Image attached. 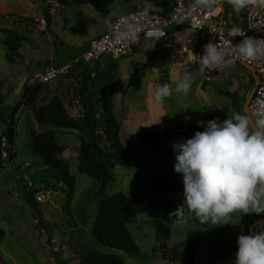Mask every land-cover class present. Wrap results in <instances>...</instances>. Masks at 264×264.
<instances>
[{
	"label": "rangeland",
	"instance_id": "1",
	"mask_svg": "<svg viewBox=\"0 0 264 264\" xmlns=\"http://www.w3.org/2000/svg\"><path fill=\"white\" fill-rule=\"evenodd\" d=\"M158 1H117L110 12L115 13L120 7L128 8L126 12H135L152 8ZM226 2L225 19L229 22L230 16L241 19L244 13H235L229 0ZM47 4L52 16V24L48 28L39 24L45 7L43 0H0V137L7 133L9 123H15L16 154L10 169L7 170V163H4L0 173V230L5 234L0 239V264H79L91 250L116 254L126 264H234L238 237L243 234V230L244 235H248L252 223L264 214L234 213L228 224L200 223L184 206L183 184H171L172 179L167 177L169 174L173 180H182L181 174L174 171L175 158L168 151L173 148V136H170L173 132H167L171 126L175 128L178 125L193 124L191 122L206 114L216 117L220 114H233L234 109L238 112L232 99L219 94L218 90L236 94L243 108L254 85L252 74L236 62L204 74L198 73V66L175 69L170 65L158 73L155 68L144 67L146 56L159 51L150 42H143L132 52L112 60L114 67L109 71L113 76L111 105L120 126V139L132 160L116 165L113 170L114 182L107 187L105 196L110 198L123 194L131 199L123 209V214L140 255L127 256L120 250L94 243L90 234L96 213L98 184L77 170L80 142L86 140V132L54 130L55 142L60 149L57 159L61 163H69L70 175L75 181L71 199L60 190L61 184L56 185L43 172L40 159L31 152V133L42 137L53 129L39 126L31 111L22 105L25 88H32L28 79L40 72L50 59H53L52 66L58 67L81 57L89 39L102 33L105 21L90 5L69 2L61 8L50 0H47ZM129 8L133 10L128 11ZM40 26L44 29L41 30ZM2 30L14 31L22 37L23 40H19L21 49L17 52L19 56L12 57L8 53L3 45L5 34ZM175 32V27L169 29L168 42ZM110 61L109 57H103L100 61L82 65L102 71L109 70ZM185 70L192 72L195 78L190 94L184 96L173 92L162 104L165 119L153 120L147 117L145 111L148 106H153L152 96L148 92L154 93L155 88L163 84H169L175 89ZM78 73L80 71H71L44 85L34 106H44L52 97H58L70 117H81L82 112L76 99V88L81 82L77 79ZM203 82L204 91L200 88ZM149 84L153 86L151 90L147 89ZM98 91L100 100L102 94ZM143 96L147 99L144 100ZM87 117L92 126L90 109ZM142 130L155 135L164 134V137L144 142L140 137ZM179 130L183 128L179 127ZM186 132L191 136L195 134ZM22 170L31 184V192L44 194L43 203H34L33 198L29 197L32 193L25 195L23 192ZM149 183L156 185L148 187ZM165 185H175L176 189L157 194L156 190ZM62 188L66 190L64 186ZM137 192L136 196L134 193ZM173 192H177L179 202L171 195ZM170 206L173 208L170 209ZM165 212L169 216L170 212L175 214L170 216L172 225L166 247L172 250L183 243H192L196 246L194 260L190 255L191 247L180 249L185 254L184 261L170 262L162 258L155 236V221L163 220ZM261 229H264V225L260 223L255 226L254 232Z\"/></svg>",
	"mask_w": 264,
	"mask_h": 264
},
{
	"label": "trees",
	"instance_id": "2",
	"mask_svg": "<svg viewBox=\"0 0 264 264\" xmlns=\"http://www.w3.org/2000/svg\"><path fill=\"white\" fill-rule=\"evenodd\" d=\"M55 2L61 8L67 6L69 2H74L77 5H90L96 12L102 16H108L113 4L117 1L123 3H131L135 0H50ZM227 0L224 1V6L227 4ZM175 0H164L156 3L153 9L162 10L164 14H169L172 4ZM42 19L45 20V27H49L52 24V16L48 9L47 0H43ZM246 10L242 11L243 13ZM1 20V18H0ZM27 21H30L27 19ZM31 22V21H30ZM5 34L3 45L7 49L8 53L12 57H17V52L21 49L20 41L23 40L17 33L11 30H2ZM10 38V39H8ZM157 57V52H151L147 55L146 61L148 64L153 62ZM109 70L104 69L97 71V69H89V66H75L72 71L79 72L78 78L81 82L76 88V99L81 109L82 116L79 118L70 117L66 109L63 106L62 101L58 97H52L49 102L44 106H34V102L44 89V85L38 84L32 86V88H25V93L22 96V105L27 107L36 123L39 126L50 127L51 131L45 133L42 137H37L31 133V152L36 158H39L43 166V172L55 182L56 185L61 184L60 190L67 194L68 198L74 194L75 181L70 175L69 163H61L57 159L60 153L59 146L55 142V131H79L86 132V140L80 142V152L78 156L77 170L80 174L94 179L98 184L97 191V203L95 218L91 224V237L94 243L114 250H120L130 257H137L140 255V251L136 243L134 242L131 234L126 227L125 216L123 209L131 202L130 198H127L123 194L112 196L107 198L105 192L109 184L114 182L113 170L116 165L122 162H129L132 160V156L126 149L125 145L120 139V126L115 119L111 105V84L113 76L109 72L114 64L113 59H110ZM214 70H211L213 72ZM94 75V76H93ZM201 90H205V83L201 84ZM80 89V93H79ZM98 89L102 94L100 100L90 106L91 112V124L87 117V96L90 90ZM218 93L232 99L235 108L241 113L242 106L240 105L241 99L234 93L228 91L218 90ZM97 107L99 113L97 114ZM231 114H227L223 117L227 119ZM215 119L212 114H206L200 125L188 124L180 128H184L188 132H202L204 131L203 125L209 120ZM15 123H9L7 133L3 136L8 141V159L7 163L12 164L15 160ZM174 132L173 129L168 133ZM141 140L146 142L155 138L150 132L142 130L140 132ZM164 137V136H163ZM161 137V138H163ZM4 160L0 155V173L4 169ZM156 184L149 183L148 187H153ZM62 186L66 188L63 189ZM176 189L175 185H165L160 187V190H156V193L160 192H172ZM136 196L137 193H134ZM32 199V196H29ZM34 202V200L32 199ZM35 203V202H34ZM37 204V203H36ZM172 225L171 217L168 212L163 215V220L155 221V236L156 241L159 243L158 248L161 251L163 259H167L170 262L184 261L185 254H182L180 249L191 247V257L194 260L196 256V246L192 243H183L177 249H168L166 242L170 236V227ZM249 234V233H248ZM4 232L0 230V239L4 237ZM79 264H126L121 257L116 254H103L99 251L91 250L82 258Z\"/></svg>",
	"mask_w": 264,
	"mask_h": 264
},
{
	"label": "clouds",
	"instance_id": "3",
	"mask_svg": "<svg viewBox=\"0 0 264 264\" xmlns=\"http://www.w3.org/2000/svg\"><path fill=\"white\" fill-rule=\"evenodd\" d=\"M229 3L237 14L249 8H264V0H229ZM191 6L214 14L222 9V0H191ZM142 30L140 24L121 18L114 38L135 41ZM228 35L245 37L234 46L239 59L254 61L264 57V39L247 37L238 27H233ZM230 56L216 43H207L199 55L198 73L232 65ZM194 79L192 72L185 70L175 89L169 84L157 86L154 104L162 105L173 92L188 96ZM203 127L204 131L172 146L174 171L182 176L184 206L200 223L214 225L228 224L234 213L264 214V108L258 109L254 117L247 111L237 112L223 121L209 120ZM237 247L234 264H264V229L241 234Z\"/></svg>",
	"mask_w": 264,
	"mask_h": 264
},
{
	"label": "built area",
	"instance_id": "4",
	"mask_svg": "<svg viewBox=\"0 0 264 264\" xmlns=\"http://www.w3.org/2000/svg\"><path fill=\"white\" fill-rule=\"evenodd\" d=\"M222 5V9L210 14L207 10L191 6V0H175L169 14H164L162 10L153 8L124 13L105 22L106 31L88 41L81 57L59 67L47 65L40 72L35 73L33 78L28 79V82L31 86L49 84L68 75L75 66H80L83 63L91 64L100 61L103 57L121 58L143 42H150L159 51L166 45L173 46V52L166 65L173 68L199 67V55L203 52V46L212 42L216 43L221 50L230 52L232 60H237L253 68L257 74L259 83L248 107L249 114L254 117L258 109L264 108V57L254 61L239 59L234 46L238 45L245 37H230L228 33L233 27H238L247 37L264 39V8L246 9L239 24H234L225 19L224 2ZM121 18H128L142 26L143 30L138 34L137 40L117 41L114 38L115 32L119 30ZM39 24L44 26L45 20L41 18ZM171 27H175L176 32L173 34V41L168 42ZM149 32L153 35L148 36ZM7 150L8 141L5 136H1L0 155L5 163L8 159ZM10 167L11 164L7 163V170ZM22 183L25 195L31 194L32 187L24 170H22ZM32 198L37 204H41L45 200L44 194L41 192L32 193Z\"/></svg>",
	"mask_w": 264,
	"mask_h": 264
},
{
	"label": "crops",
	"instance_id": "5",
	"mask_svg": "<svg viewBox=\"0 0 264 264\" xmlns=\"http://www.w3.org/2000/svg\"><path fill=\"white\" fill-rule=\"evenodd\" d=\"M161 1V0H160ZM160 1H158V2H160ZM158 2H155L154 4H153V6H152V8H154V5L156 4V3H158ZM128 9V8H127ZM127 9L126 8H124V7H120L119 9H117L116 11H115V13L114 12H110L109 13V15L108 16H102L103 18H105V21H104V23H103V25H104V27H103V29H102V33H100V34H98V35H96V36H94L93 38H95V37H97V36H99V35H101V34H103L105 31H106V29H107V27H106V25H105V22L107 21V20H109V19H112V18H115V17H118V16H114L116 13H121L120 15H122V14H124V13H127L126 11H127ZM130 10H133L132 8H129V10L128 11H130ZM50 13H51V11H50ZM119 15V16H120ZM231 17V21L234 23V24H239V21L241 20V19H238V18H236V19H234L232 16H230ZM41 19V18H40ZM37 21V20H36ZM92 39V38H91ZM90 40V39H89ZM171 41H173V38H170V42ZM85 48V47H84ZM135 48H133V50H134ZM160 51H157V54L159 53ZM56 55V54H55ZM147 57V56H146ZM51 62H53V59H50L48 62H47V64L45 65V66H47V65H51L52 66V64H51ZM145 64H147V63H145ZM64 65V64H63ZM45 66H43L42 67V69L45 67ZM61 66H62V64H61ZM59 67V66H58ZM145 67V66H144ZM147 67H149V64H148V66ZM176 69V68H175ZM77 79H79V78H77ZM25 80H26V78H25ZM81 80V79H80ZM153 88V86H152V84H149L148 85V88L147 89H152ZM99 91L98 90H90V92L88 93V96H87V107H88V109H90V106L91 105H93V104H95L98 100H99V93H98ZM151 96H152V98H151V103L153 104V106H148V110H147V112L145 111V114L147 115V117H149L150 119H158V120H162V119H165V109H164V107H163V105H159V106H157V105H155L154 104V102H153V91H150V92H148ZM146 94H147V92H146ZM143 98H144V100L145 99H147L145 96H143ZM150 103V102H149ZM234 113H237L236 111H235V109H234ZM228 114H231L232 115V113H228ZM225 115H227V114H220L219 116H214V118L215 119H219L220 121H222V119H223V117L225 116ZM202 117L201 118H197L196 120H194V122H191V123H193L192 125H199L200 123H201V121H202ZM160 122V121H159ZM188 124H185V125H178L177 127H175L174 128V126H171L170 128H169V130H171V129H173L174 130V132L170 135V136H173V143L175 144V143H178V142H182V141H186L187 139H190V138H192L193 136H191L190 134H188L186 131H185V129L183 128V130H179V127H183V126H187ZM168 130V131H169ZM168 133V132H167ZM153 136H155V137H157V138H161V137H163L164 136V134H161V135H155V134H153V133H151ZM147 142H149V141H147ZM169 153H170V156L172 157V158H175V156H174V153H173V148H170L169 150ZM172 173V172H171ZM167 175V174H166ZM167 177L168 178H171L172 179V183L171 184H175V183H178V182H180V183H182V180H173V176H171V175H167ZM171 195H174V198L175 199H177V201L179 202L180 201V199H178V198H180V197H177L176 195H177V192H173V194H171ZM171 195H169V196H171ZM182 195V192H180L179 193V196H181ZM171 208H173V206L171 207L170 206V209ZM170 216H173V215H175V214H173V213H171L170 212ZM239 214V213H238ZM241 218V215H239V219ZM241 220H242V218H241ZM251 224V223H250ZM242 233L244 234V230L242 231Z\"/></svg>",
	"mask_w": 264,
	"mask_h": 264
},
{
	"label": "water",
	"instance_id": "6",
	"mask_svg": "<svg viewBox=\"0 0 264 264\" xmlns=\"http://www.w3.org/2000/svg\"><path fill=\"white\" fill-rule=\"evenodd\" d=\"M222 8H223V5H222ZM40 29L43 30L44 27L43 26H40ZM173 52V46L171 45H166L159 53H158V57H156V59L151 62L149 64L150 67L152 68H155L157 70L158 73H161V71L165 68L166 66V63H167V60L169 58V56L172 54ZM234 63H239L244 69L248 70L251 74H252V78H253V82H254V85L248 95V97L246 98L245 100V103L243 105V108H242V112L243 113L244 111H247L248 112V107H249V104H250V101L253 97V94H254V91L259 83V78L257 76V74L255 73L254 69L245 65L244 63H240L238 62L237 60H233ZM145 67L148 66V64H145L144 65ZM83 76L80 77V79H82ZM79 93H80V89H79ZM249 113V112H248ZM261 221H264V216L258 220H256L254 223H252L251 227H250V230H249V233L252 234L254 233V228L256 225L260 224Z\"/></svg>",
	"mask_w": 264,
	"mask_h": 264
}]
</instances>
